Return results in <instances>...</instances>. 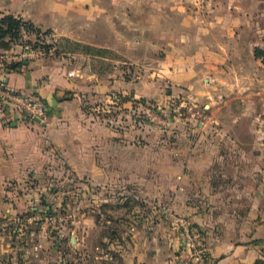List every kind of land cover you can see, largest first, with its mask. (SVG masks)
Returning <instances> with one entry per match:
<instances>
[{"label":"rangeland","instance_id":"obj_1","mask_svg":"<svg viewBox=\"0 0 264 264\" xmlns=\"http://www.w3.org/2000/svg\"><path fill=\"white\" fill-rule=\"evenodd\" d=\"M155 2L162 4V0H118L115 6L114 0H105L111 13L106 15V29H101L99 40L117 41L120 46L117 51L108 48L104 56L63 51L69 48L63 40L66 36L55 35L54 31L28 35L33 43L39 35L56 45L45 50L29 43L31 54L61 59L70 69L83 70L87 65L98 69L106 89L63 95L79 106L70 104L66 108L64 127L50 140V158L43 164L42 176L31 179L29 186L6 192L5 199L11 206L0 211V264L52 262L53 236L59 247L57 263L64 264L68 235L81 229L85 214L99 215L105 221L112 217L116 219L113 225L122 229H126L130 215L163 219L183 243L178 264H189L198 251H203V260L196 264H212L209 245H213V204L209 196L213 194V75L186 77L177 68L178 63H171L176 59L171 60L169 53L180 58L197 52L203 48L201 38L207 39L213 49V29L185 23L182 13L163 14L160 7L151 6ZM113 10L119 11L114 14ZM208 17L203 14L190 19L201 23ZM240 33L250 38L260 34L254 35L251 29ZM256 47L263 52L251 59ZM244 53L250 57L234 62L233 69L244 74L238 82L248 81L247 85L256 89L258 78L251 72L264 78V46H248ZM20 57L0 48L2 64ZM75 77L82 83L80 74ZM238 95H233L229 111L223 112L229 123L239 119L228 126L235 140L228 143L230 156L238 158L241 149L249 151L251 170L256 165L264 168V122L259 126L254 123L256 114H260L257 108L264 116V90L250 92L246 100ZM88 134H99L100 143L95 141L93 150L103 149L106 164L116 166L113 178L109 177L113 182L107 185H97L81 172ZM18 197L25 205V209L20 208L22 212L16 208L20 215L11 209ZM259 242L264 246V239ZM261 259L264 264V255Z\"/></svg>","mask_w":264,"mask_h":264},{"label":"crops","instance_id":"obj_2","mask_svg":"<svg viewBox=\"0 0 264 264\" xmlns=\"http://www.w3.org/2000/svg\"><path fill=\"white\" fill-rule=\"evenodd\" d=\"M116 3L118 5V0H114L115 6ZM151 6L160 7L167 15L182 13L183 21L192 23L193 27L213 29V49L207 39L201 38L200 46L207 49L180 58L169 53V57L176 59L171 63H178L177 68L186 77L213 75L210 79L213 84V194L209 196V202L213 204L211 262L253 264L264 255V246L259 242L264 239V182L260 181V177L264 178V168L256 165L251 170L249 151L243 149L241 157L231 158L228 143L235 140L228 126L239 119L229 123L223 112L229 111L228 104L234 100V94L246 100L250 92L264 90V78L260 73L251 72L255 75L253 78H258L254 89V85L252 88L247 85L248 81H237L244 74L232 66L234 62L250 57L244 53L248 46H264V34L261 33L264 31V0H162L160 6L156 2ZM118 11L113 10V13ZM107 13L111 12L105 0H0V20L12 14L43 30L51 29L55 35L117 51L120 42L99 40L101 29H106ZM203 14L211 17L202 19L201 23L196 18L190 19ZM182 26L179 28H184ZM248 29L255 31L254 35L259 32L260 37L250 38L240 33ZM235 46L239 47L236 51ZM256 48L251 59L260 57L256 55ZM2 49L11 50L19 57L26 50L20 43H11ZM78 74L82 83L75 77ZM100 77V71L89 65L83 70L70 69L61 59L31 53L17 69L0 64L1 88L38 93L45 98L49 108L47 119L38 121L0 104V211L10 210L11 205L5 199L7 190L29 186L31 179L39 178L43 173V164L50 158V140L56 137L58 129H63V116L72 102L63 95L72 92L75 96L79 90L103 91L106 87ZM120 85L118 81V88ZM245 91L246 95L242 96ZM76 105L79 106L74 103L71 107ZM256 110L260 114H256L254 123L259 126L264 122V116L260 108ZM261 110H264L263 103ZM85 141L87 148L83 147L81 172L91 176L97 185L113 182L109 177L113 178L116 166L106 164L103 149L92 148L95 141L100 143L99 134H88ZM55 142H59L57 138ZM19 199L11 208L16 215L22 214L18 213L22 212L20 208L25 209L24 202ZM101 218L99 215H82L81 229L68 235L64 264H178L181 260L179 251L183 243L178 235L171 233L163 219L154 220L148 214L130 215L126 229H122L113 225L112 217L106 221ZM53 238L55 249L49 256L52 262L39 260L33 264H58L59 247L57 237ZM22 264L31 262L25 260Z\"/></svg>","mask_w":264,"mask_h":264},{"label":"trees","instance_id":"obj_3","mask_svg":"<svg viewBox=\"0 0 264 264\" xmlns=\"http://www.w3.org/2000/svg\"><path fill=\"white\" fill-rule=\"evenodd\" d=\"M28 29L31 32H35L39 35L41 33H44L48 35L49 33L52 32L51 29L43 30L41 27L36 26L34 23L27 21L23 18L17 17L15 15H6L0 20V48H8L11 43H20V44H25V43H31L35 47H41L44 48L45 50H50L54 48L56 45L55 43H49L43 40L44 38L39 37L38 35V40L33 43V39H26L24 41V35H23V29ZM63 40L65 41V45L67 44L69 48L64 49L63 51H78L81 50L83 52L87 53H92L96 55H101L104 56L109 49L108 48H103V47H97L93 46L88 43H84L81 41L74 40L70 37H64ZM69 45H74V47H70ZM263 52L262 49L256 48V55H260ZM25 60L22 61H15V62H10V63H4L6 68L8 69H17L20 67ZM48 107V103H47ZM49 112V108H48ZM52 214V211H49V215ZM262 259L259 258L256 261V264H262Z\"/></svg>","mask_w":264,"mask_h":264},{"label":"built area","instance_id":"obj_4","mask_svg":"<svg viewBox=\"0 0 264 264\" xmlns=\"http://www.w3.org/2000/svg\"><path fill=\"white\" fill-rule=\"evenodd\" d=\"M24 39H28L31 31L23 29ZM25 52L21 54L18 61L25 60L28 57L30 45L29 43L23 44ZM2 64V63H0ZM0 104L7 107L10 111H19L25 117L35 120L39 118L45 121L48 117L47 102L44 97L35 92H22L11 88H1L0 86ZM193 260L189 264H196L197 261L203 260V251L194 252L192 254ZM187 264V263H186Z\"/></svg>","mask_w":264,"mask_h":264},{"label":"water","instance_id":"obj_5","mask_svg":"<svg viewBox=\"0 0 264 264\" xmlns=\"http://www.w3.org/2000/svg\"><path fill=\"white\" fill-rule=\"evenodd\" d=\"M36 120L40 121V119H39V118H36Z\"/></svg>","mask_w":264,"mask_h":264}]
</instances>
